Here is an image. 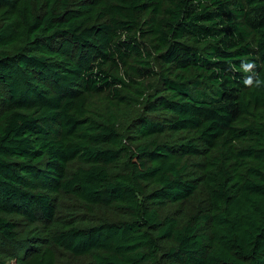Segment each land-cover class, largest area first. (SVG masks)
<instances>
[{
    "label": "trees",
    "instance_id": "1",
    "mask_svg": "<svg viewBox=\"0 0 264 264\" xmlns=\"http://www.w3.org/2000/svg\"><path fill=\"white\" fill-rule=\"evenodd\" d=\"M264 0H0V264H264Z\"/></svg>",
    "mask_w": 264,
    "mask_h": 264
},
{
    "label": "clouds",
    "instance_id": "2",
    "mask_svg": "<svg viewBox=\"0 0 264 264\" xmlns=\"http://www.w3.org/2000/svg\"><path fill=\"white\" fill-rule=\"evenodd\" d=\"M241 67L245 73H252L245 78L244 83L247 86L261 87L264 86V79H261L254 71L255 63L254 62H242Z\"/></svg>",
    "mask_w": 264,
    "mask_h": 264
},
{
    "label": "rangeland",
    "instance_id": "3",
    "mask_svg": "<svg viewBox=\"0 0 264 264\" xmlns=\"http://www.w3.org/2000/svg\"><path fill=\"white\" fill-rule=\"evenodd\" d=\"M7 264H13L12 262H9V263H7Z\"/></svg>",
    "mask_w": 264,
    "mask_h": 264
}]
</instances>
